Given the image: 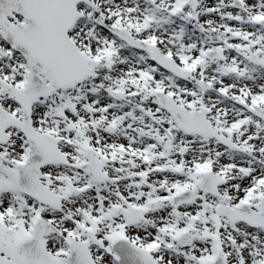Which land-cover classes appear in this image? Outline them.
Here are the masks:
<instances>
[{
  "label": "snow or ice",
  "instance_id": "1",
  "mask_svg": "<svg viewBox=\"0 0 264 264\" xmlns=\"http://www.w3.org/2000/svg\"><path fill=\"white\" fill-rule=\"evenodd\" d=\"M0 264H264V0H0Z\"/></svg>",
  "mask_w": 264,
  "mask_h": 264
}]
</instances>
